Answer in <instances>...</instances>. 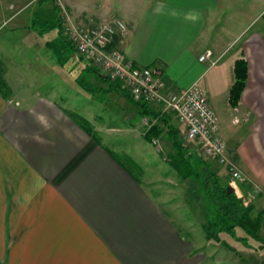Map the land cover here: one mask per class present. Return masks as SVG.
<instances>
[{
  "label": "crops",
  "instance_id": "obj_1",
  "mask_svg": "<svg viewBox=\"0 0 264 264\" xmlns=\"http://www.w3.org/2000/svg\"><path fill=\"white\" fill-rule=\"evenodd\" d=\"M28 5L0 0V33H19L49 72L59 64L56 22L25 17ZM115 7L67 5L66 19L85 26L123 20L128 33L115 35L107 49L137 66L161 67L166 93L198 81L246 181L233 180L196 141H181L179 150L167 128L157 143L148 140L146 118L180 133L179 121L157 108L144 113L121 81L89 72L84 59L74 95L66 85L43 86L41 77L29 84L10 70L16 61L0 42L7 83L0 91V264H256L260 251L234 237L209 239L204 227L218 213L217 181L235 183L234 194L254 214L264 211V0H142L123 16ZM208 50L213 56L200 60ZM241 58L246 85L232 105ZM90 81L96 92L85 89Z\"/></svg>",
  "mask_w": 264,
  "mask_h": 264
},
{
  "label": "built area",
  "instance_id": "obj_2",
  "mask_svg": "<svg viewBox=\"0 0 264 264\" xmlns=\"http://www.w3.org/2000/svg\"><path fill=\"white\" fill-rule=\"evenodd\" d=\"M66 17L67 12L64 11V33L88 65L98 68L111 81H121L139 105L144 103L151 109L157 108L161 113L176 118L181 125V141H196L206 157L215 158L226 166L233 180L246 181L244 172L229 157L227 144L220 135L219 117L198 81L180 92L166 93L161 67L137 66L119 50L107 49L115 35L128 33V26L123 20H105L94 26H85ZM212 56V51L208 50L200 60ZM144 121L148 130L156 124L155 120L152 122L146 118ZM153 142L157 143L158 139L154 138Z\"/></svg>",
  "mask_w": 264,
  "mask_h": 264
},
{
  "label": "rangeland",
  "instance_id": "obj_3",
  "mask_svg": "<svg viewBox=\"0 0 264 264\" xmlns=\"http://www.w3.org/2000/svg\"><path fill=\"white\" fill-rule=\"evenodd\" d=\"M12 1H13V3H15L17 0H12ZM32 1L33 0H26V4L28 2L30 3ZM35 1H37V2L35 3ZM35 1L32 2V5H30V6L28 5L26 7V9L24 10L25 17H30L33 20L34 17L39 15L40 17H44L45 19H49V20H53V21L55 20V22H56L57 21V12L59 10L56 7L57 4L60 5V8H62L63 14H64V11L67 10V5L73 6V8L76 11H79V10L84 11L85 10V11H89V12L99 11L100 9H104V10L105 9H113V8L116 9V7H115V5H116L117 7H119L118 12H116V13L120 16H123V14L128 13V10L132 6H136V9H133V11H132V13L135 14L136 11L139 10V2L142 0H35ZM143 1H145V0H143ZM15 11H17V10L15 9L14 12ZM123 11H126V12H123ZM23 20H26V19L24 18ZM40 21L41 20H38L37 22H40ZM78 24H80V23H78ZM51 28L53 29L51 33H53L55 30V35H54L55 40L52 42V45L56 49L55 55H56V59H58L57 62H59V64H57V67L52 66V64H51V67L48 70L49 72H47V71L43 72L42 68L37 66L38 64H37V61L35 58V55L37 54L36 51L26 50V47L22 43L23 39L20 36V34L16 33L12 36L8 35V34H6L8 30H7V28H5L0 33V42L5 43L6 49L8 50V53L11 55L12 59L16 61L15 64L9 63L8 64L9 68H10V70H12L14 72H19V75L21 76V78H23L29 84H31L32 81H36L38 77H41L43 79V83H42L43 86H48V85L53 86L54 85V86L60 88L63 85H66L68 93L70 91V93L76 95L77 94L76 90L80 86H79V83L76 82L75 80H76V77H78V76L80 77V76L86 75L83 72V70L81 69V67L85 66V63L81 59L74 57L76 55L73 54V49L60 36V34H59L60 29L57 26V24ZM19 48H21V49L19 50ZM23 48H24L25 52H24ZM33 49H35V48H33ZM17 50H19V51H17ZM75 60H77V62H78L77 64H74ZM31 63H33V64H31ZM77 65H79L80 67H78ZM94 68H96V67H94ZM43 69H45V68H43ZM96 69L98 70V72L101 75H103L98 68H96ZM104 77H106V76H104ZM68 78H72V81H70ZM80 80H81V78H80ZM87 84L85 86L86 90L96 92L95 86L93 85V81L87 82ZM107 100H108V98L105 99V102ZM82 101H83V98H82V100H80L79 105L82 103ZM225 117L227 118V116H225ZM246 129H247V126L245 127V129L242 130V132H240V135H244V130H246ZM246 134L247 133H245V135ZM233 186L235 189V194H238L239 191H238L236 184L233 183ZM211 202L214 203V201H212V200H211ZM241 232H244V231L242 229H239L238 233H241ZM224 236L226 238H228V241H230L232 243L235 242L232 240V239H234L233 236H229L226 234ZM261 236L264 237V222H263V226H262V230H261ZM254 244H256V243H254ZM244 245L247 246L246 244H244ZM254 263L264 264V250L260 251L258 253L257 259L254 260Z\"/></svg>",
  "mask_w": 264,
  "mask_h": 264
},
{
  "label": "trees",
  "instance_id": "obj_4",
  "mask_svg": "<svg viewBox=\"0 0 264 264\" xmlns=\"http://www.w3.org/2000/svg\"><path fill=\"white\" fill-rule=\"evenodd\" d=\"M57 12V21L56 24L60 29V36L69 44L73 49V54L77 53V49L72 41L65 35L63 29V14L62 8L60 5H56ZM80 59H83L82 56L78 55ZM87 68V67H86ZM89 72H94L99 74L98 70L93 66L89 65ZM235 76L236 80L230 90V102L232 105H236L239 102L240 94L246 85L247 79V61L244 58L238 59L235 63ZM0 91H7V83L0 75ZM144 113L150 114L151 109L144 103L139 105ZM167 128L169 135L173 138L175 144L178 146V149L182 151V142L178 136L179 130L173 128L168 124H164V128L159 124H154L146 133V138L148 140H153L156 137H160L164 129ZM190 162L184 163V170L190 168L188 166ZM191 169V168H190ZM216 180V179H215ZM208 181V180H207ZM213 184L215 181H213ZM217 183V197L216 203L218 206V213L215 220L208 222L204 230L206 236L209 239H214L218 242H222L221 235L233 236L238 241L246 244L250 249L255 251L264 250V237L261 236V230L263 226L264 211L254 214V206L252 204H247L244 202L242 197H238L234 194H228L229 185L225 183ZM242 229L244 232L238 233V230ZM256 243V244H254Z\"/></svg>",
  "mask_w": 264,
  "mask_h": 264
},
{
  "label": "water",
  "instance_id": "obj_5",
  "mask_svg": "<svg viewBox=\"0 0 264 264\" xmlns=\"http://www.w3.org/2000/svg\"><path fill=\"white\" fill-rule=\"evenodd\" d=\"M233 190H234L233 187H229V188H228V194H229V195L232 194Z\"/></svg>",
  "mask_w": 264,
  "mask_h": 264
}]
</instances>
